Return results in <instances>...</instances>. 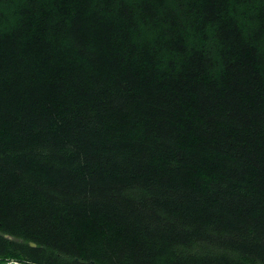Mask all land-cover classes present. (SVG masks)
<instances>
[{"label": "trees", "instance_id": "trees-1", "mask_svg": "<svg viewBox=\"0 0 264 264\" xmlns=\"http://www.w3.org/2000/svg\"><path fill=\"white\" fill-rule=\"evenodd\" d=\"M14 256L264 264V0H0Z\"/></svg>", "mask_w": 264, "mask_h": 264}, {"label": "rangeland", "instance_id": "rangeland-1", "mask_svg": "<svg viewBox=\"0 0 264 264\" xmlns=\"http://www.w3.org/2000/svg\"><path fill=\"white\" fill-rule=\"evenodd\" d=\"M0 260H1V259H0ZM7 260H8V262H12V261L17 262L18 264H33V263H31L30 261H27V260H25V259L19 258V257H17V256H14V257H8Z\"/></svg>", "mask_w": 264, "mask_h": 264}, {"label": "water", "instance_id": "water-1", "mask_svg": "<svg viewBox=\"0 0 264 264\" xmlns=\"http://www.w3.org/2000/svg\"><path fill=\"white\" fill-rule=\"evenodd\" d=\"M32 246H36V243H34V242H31L30 243ZM8 264H18L17 262H14V261H12V262H9Z\"/></svg>", "mask_w": 264, "mask_h": 264}]
</instances>
